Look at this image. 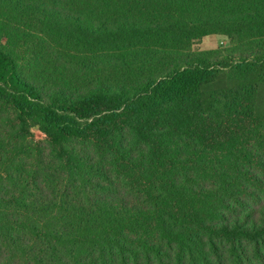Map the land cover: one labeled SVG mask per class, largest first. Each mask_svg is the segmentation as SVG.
Listing matches in <instances>:
<instances>
[{
    "label": "trees",
    "instance_id": "trees-1",
    "mask_svg": "<svg viewBox=\"0 0 264 264\" xmlns=\"http://www.w3.org/2000/svg\"><path fill=\"white\" fill-rule=\"evenodd\" d=\"M0 264H264V0H0Z\"/></svg>",
    "mask_w": 264,
    "mask_h": 264
},
{
    "label": "rangeland",
    "instance_id": "rangeland-1",
    "mask_svg": "<svg viewBox=\"0 0 264 264\" xmlns=\"http://www.w3.org/2000/svg\"><path fill=\"white\" fill-rule=\"evenodd\" d=\"M231 46L230 39L221 34H214L203 38L201 41L197 42L194 45V49L199 52H217L225 53L226 50ZM36 140H44L45 134L38 128L34 127L33 129Z\"/></svg>",
    "mask_w": 264,
    "mask_h": 264
}]
</instances>
